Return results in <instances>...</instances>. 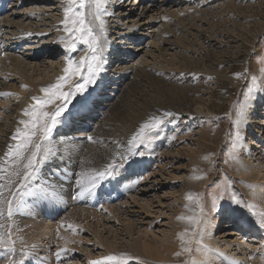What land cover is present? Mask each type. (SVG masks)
Segmentation results:
<instances>
[{"label":"bare ground","instance_id":"6f19581e","mask_svg":"<svg viewBox=\"0 0 264 264\" xmlns=\"http://www.w3.org/2000/svg\"><path fill=\"white\" fill-rule=\"evenodd\" d=\"M108 1L105 0L107 43L102 71L96 84L73 101L79 110L77 115L85 119L76 124H62L54 131L53 139L57 141L59 150L42 166L38 179L34 181L43 186L50 184L60 193L59 198L54 201L44 199L43 203H39L36 196H25L13 217L0 218V224L11 231L12 239L22 233L33 237L39 233L48 234L55 224L51 222L53 218L63 215L61 220H65L69 228L77 227L84 231V224L91 217L101 215L99 194H102L104 204L106 196L112 199V193L118 192H111L117 188L115 185L128 180L135 182L137 179L136 184L142 181L140 174L143 168L145 170V157H131L118 172L123 174L102 182L94 196L78 199L77 180L86 183L94 170L102 169L117 153H127L132 136L149 115L165 111L176 114L175 119L169 117V122L159 129L157 135L160 137L165 136L168 126L175 127L177 133L180 130L178 123L185 116L204 118L208 123L227 121L212 110L211 100L215 93L220 106L228 100L231 103L237 101L231 117H228L234 127H227L229 130L225 133L234 152L231 168L238 175L236 179L246 183V187L241 186L236 195L243 193L248 198L247 203L254 205L253 212L264 213V69L250 79H245L243 73L229 71L231 55H236L248 44L256 46L255 41H259V36L264 34L263 16L246 12V8H252L257 0H149L138 4L120 3L121 9L112 14H109ZM116 1L112 3L118 4ZM67 3L68 0H0V93L13 94L0 96V156L12 142L11 136L19 121L25 118L23 109L34 103L31 98L43 95L41 89L55 83L63 75L69 57L78 58L88 51L83 44H78L75 52H69L63 46L65 41L62 38L66 33L61 21L65 17ZM83 11L91 19V5ZM143 49H146L145 53L137 59L135 56ZM147 52L149 57L152 56L150 60L147 59ZM219 79L227 81L228 87L219 89ZM230 84L242 91L240 99L235 100L229 91L233 89ZM202 132L200 152L204 148L213 150L212 142H215L217 134L207 132L203 135ZM175 134L169 133L166 138L174 143ZM209 134H212L211 139ZM61 137L70 140L72 151H65L64 145L58 143ZM87 137L92 139L88 140ZM191 154L196 155L197 151ZM214 155L211 154L210 163L201 154L192 159L195 165L192 166L191 177L197 192L204 193L214 181L209 176L201 177L202 172H214ZM81 172L83 176H80ZM230 181L233 183L235 180ZM181 199L182 202L189 201L188 195ZM201 203L203 200L199 199L179 221L177 212H174L169 217L174 234L164 236L162 242H137L130 227L123 226V231L130 235L133 243L131 253L114 255L118 257L116 261L88 257V264H133L142 254L170 264L184 263L187 259L190 260L189 264H264V229L256 226L250 212L244 210L239 215L230 202L222 215H217L215 210L202 214L201 226L197 227V233L203 229L201 238L192 240V251H183L180 233L188 229L189 235L196 236L191 232L192 225L186 218L195 215ZM135 208L137 206L132 210L127 207L124 212L132 214L130 218L136 221L143 214L146 217L149 215L146 208L139 211ZM121 214L112 213L118 223ZM108 221L115 222L113 219ZM234 225L243 228L242 233L221 230ZM243 230L249 232L243 235ZM187 239L185 236V242ZM72 240L69 237L67 243L59 246L58 252L62 248L68 249L60 254L61 260H68L72 251L81 252ZM96 242L95 245L99 247L109 248L99 239ZM15 245L23 250L18 241H15ZM15 245L13 252H17ZM48 250L45 248L42 252ZM13 252L0 251V264H9ZM177 252L182 255L177 256ZM37 258L30 264L41 261V258ZM25 264L29 262L25 261Z\"/></svg>","mask_w":264,"mask_h":264},{"label":"rangeland","instance_id":"374dc122","mask_svg":"<svg viewBox=\"0 0 264 264\" xmlns=\"http://www.w3.org/2000/svg\"><path fill=\"white\" fill-rule=\"evenodd\" d=\"M212 4L213 3H211V5ZM246 12L255 15L260 14L261 16H263L262 18L264 20V0H257L255 4H253L252 8H246ZM55 13L57 14L58 11H55ZM144 43L146 44L147 40ZM255 44L256 46H253V44H248L246 48H242L241 51H238L236 55H231V70H229L231 71V73H243L245 79H250L253 77V75L264 69V34H261L259 36V41H255ZM143 47H145V45H143ZM145 50L146 49H143L142 52L137 54V56L135 57L139 59V56H142L145 53ZM151 57L152 56L149 57V54L147 52V59L150 60ZM50 74L51 72H49V75ZM226 83L227 81L219 79L217 86L219 89L228 87ZM230 87L233 86L230 84ZM229 91L234 96L235 100L241 98V90L233 87V89ZM236 104L237 101L236 103H231L228 100L225 104L221 103L220 106L219 98L215 93L211 100L212 110L215 112V114H218L219 116L224 117V119H227V121L225 120L226 122L224 121L219 123H208V121H205L204 118L194 117V119L193 117L189 118L185 116L178 123L180 126V130H177V133L175 127H166V131H168L165 132L164 137L161 136V138L160 135H155L151 144L146 149L142 146L139 148V150L145 151V156H143L145 157L143 159V162H145L146 164L144 166L145 170L143 168V171L140 174V176H142V181L136 184L137 179L136 181L134 180L135 182H130V180H128L127 182H120L118 186L115 185V187L117 188H115L114 190L112 189L111 192L115 190H117L118 192L112 193V199L109 196H106V203L104 204L101 201L102 194H99L100 199L98 206L101 207V215L96 218L91 217L89 221L84 224V231H80L77 227L69 228L66 225V221L61 220V216L63 215H60L59 218H53V216H49L53 218L51 222L55 224L51 226L48 234L43 235L40 234L39 231H36L39 234L33 235V237L35 238L29 235L25 236L23 235V233L13 236V239H15V241H18L23 250L18 249V247H16L15 245V247L17 248V252L12 253L11 259L13 258L12 260L19 261L25 258V261H28L30 264L32 262H35V259L38 256L37 260H40L41 258V261H39L38 263L36 262V264H88V257L94 259H103L110 255L114 256L121 255V253H131L130 251L133 250V243L132 241H130V235L126 231H123V226L130 227L134 239L137 242L139 241L141 243L142 241H151L153 244L162 242L161 239H164V236L170 237L174 234V232L172 231L173 224L170 222L169 217H171L174 212H177L176 218H178L179 221L180 217L183 216V214L187 215L186 212L188 211V209L190 211L192 210L193 206H195L196 202H198L199 199L203 200L205 209L204 213L206 211L215 210L217 215H222L226 212L225 207L229 202L234 205L239 215L243 214L244 210H247L249 212L248 209L238 207L233 202V198L246 202L248 201V198L244 197L243 193H240L241 196L236 195V192L240 191L241 186L244 188L246 187V183H243L242 180L236 179L238 175L235 173L234 169L231 168L233 165L232 156L234 152L231 148L232 145L230 139H228L227 134H225L229 129H232L234 127V125H231V122L228 121V117H231V111L232 109H235ZM202 130V133H204L203 135L211 132L217 134V136L215 138V142H212L213 150L204 148L201 153L199 150V140L200 131ZM173 132L174 134L176 133L174 140L175 142L171 143V141L166 138V135ZM209 136L211 139L212 134H209ZM193 151H197L198 155L201 154L202 158L205 161H208V163H210V159L212 157L211 154H215V163L213 164L214 172H209L207 174L205 172H200L201 177L205 178L209 176L211 180H214L208 186V189L204 191V193L200 191L197 192L193 188V178L191 177L193 174L192 166L195 165V162L193 160L197 155L191 154V152ZM118 174L119 173H117L116 176L122 175L123 172H120L119 175ZM222 175L225 176L223 177ZM138 176L139 175H137L136 177ZM175 177L176 179H173ZM233 179L235 180V184L234 182L232 183V181H230ZM190 182L192 183L190 184ZM106 185H108V183ZM150 189L154 190L151 191ZM146 190L149 191L147 192V194L145 193ZM107 191L109 194L111 193L110 190ZM105 193L106 191L103 194ZM189 193L192 194L193 199L182 202L181 197L184 195L187 196L189 195ZM103 197H105V195ZM36 199L37 201H39V203L44 202V199H41L39 196H36ZM135 205L137 206V208H135L136 211L141 210V208H146L149 215L146 217V215L143 214L139 219H137V221L134 220V218H130V215L132 216V214H127L124 211L127 207H131L132 210V207H136ZM108 208H110V210ZM70 209H68V211H70ZM113 212H119L120 214L122 213L121 215H119V223L112 216ZM198 213L199 211H196V214ZM157 216H160L158 221ZM108 219H113L115 222L108 221ZM256 219L257 218L254 217V220ZM249 220L251 221V218H249ZM232 224H234V221L232 222ZM257 225L258 224H256V226ZM257 227L259 228V226ZM120 230H122V232ZM221 230L242 233L240 232L241 228L239 226L237 227L236 225H234L233 227H224L221 228ZM144 232L148 233V235L144 234ZM243 232V235H246L249 230H243ZM69 237L73 239V242L75 241L74 243H76L81 252L77 253L72 251V253L70 254L71 256L68 260H61L60 255H57L58 248L63 243H67ZM97 239L101 240L109 248L106 249L102 246L99 247L95 245L97 243ZM35 248L37 250H35ZM45 248L49 249V252H42ZM193 249L194 248H191V251ZM0 251L3 250L0 249ZM22 253L25 254L22 255ZM134 261L133 264H170L166 261L157 260L151 256H148L147 254H142L137 262ZM189 261L190 260L187 259L184 263L179 264H189Z\"/></svg>","mask_w":264,"mask_h":264},{"label":"snow or ice","instance_id":"6c2138e0","mask_svg":"<svg viewBox=\"0 0 264 264\" xmlns=\"http://www.w3.org/2000/svg\"><path fill=\"white\" fill-rule=\"evenodd\" d=\"M89 4L92 8L91 19L89 14L83 11ZM64 13L65 17L61 21L63 31L66 33V36L62 38L65 41L64 48L69 52H75L77 45L83 44L87 46L88 51L78 58L69 57L63 75L59 76L55 83L42 88L43 95L33 96L31 99L34 103L23 109L25 118L19 121L15 133L11 136L12 142L0 156V218H12L25 196H39L41 199L50 201L59 198L60 193L52 189L50 184L43 186L34 181L38 179L42 166L59 150L57 141L53 139L54 131L62 124H76L85 119L84 116L77 115L79 110L73 103L74 98L78 95L82 96L89 87L95 85L102 71L107 43L104 19L105 0H78V5L77 0H68ZM8 95L13 94L0 93V96ZM175 116L176 114L170 111L149 115L132 136L127 153H117L102 169L94 170L86 183L77 180L76 197L82 199L94 196L101 183L115 179L117 173L124 168L131 157L145 156V151L138 149L141 146L146 149L154 136L158 134L159 129L169 122L168 118L175 119ZM237 137H239V131H237ZM87 139L92 138L87 137ZM58 143L64 145L65 151L73 150L70 140L65 137H61ZM80 176H83L82 172ZM188 199H193L191 193ZM233 202L238 207L248 209L257 218L256 223L259 228L264 229V213L253 212L254 205L246 201L233 198ZM204 210V205L201 203L199 214L186 218L192 225L191 232L196 236L189 235L188 229L180 233L182 248L185 252L191 251L190 244L194 238L199 240L202 236L203 229L201 233H197V227L201 226ZM185 236L188 237L187 242H185ZM14 245L11 231L0 224V249L11 253L15 251ZM67 251V248H62L57 255ZM176 255L180 256L182 253L177 252ZM105 259L116 261L118 257L110 255ZM10 264H25V260H12Z\"/></svg>","mask_w":264,"mask_h":264}]
</instances>
